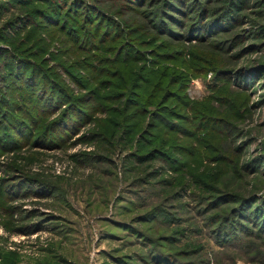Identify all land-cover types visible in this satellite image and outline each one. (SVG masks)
I'll use <instances>...</instances> for the list:
<instances>
[{
	"label": "rangeland",
	"instance_id": "obj_1",
	"mask_svg": "<svg viewBox=\"0 0 264 264\" xmlns=\"http://www.w3.org/2000/svg\"><path fill=\"white\" fill-rule=\"evenodd\" d=\"M0 264H264V0H0Z\"/></svg>",
	"mask_w": 264,
	"mask_h": 264
},
{
	"label": "trees",
	"instance_id": "obj_2",
	"mask_svg": "<svg viewBox=\"0 0 264 264\" xmlns=\"http://www.w3.org/2000/svg\"><path fill=\"white\" fill-rule=\"evenodd\" d=\"M236 7H238V5H235Z\"/></svg>",
	"mask_w": 264,
	"mask_h": 264
}]
</instances>
